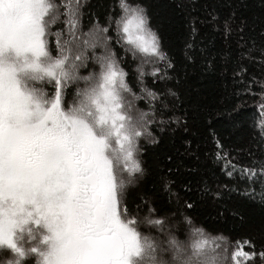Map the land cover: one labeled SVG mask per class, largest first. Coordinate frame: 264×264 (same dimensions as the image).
<instances>
[{"label": "snow or ice", "instance_id": "6c2138e0", "mask_svg": "<svg viewBox=\"0 0 264 264\" xmlns=\"http://www.w3.org/2000/svg\"><path fill=\"white\" fill-rule=\"evenodd\" d=\"M116 5L85 25L83 0H0V264H264V245L186 214L194 204L171 192L172 168L130 197L149 174L141 140L156 143L153 129L180 117L169 115L174 65L145 8ZM258 54L264 68V47ZM252 79L264 143V81ZM187 106L211 107L207 96ZM240 171L264 200V155Z\"/></svg>", "mask_w": 264, "mask_h": 264}, {"label": "trees", "instance_id": "16d2710c", "mask_svg": "<svg viewBox=\"0 0 264 264\" xmlns=\"http://www.w3.org/2000/svg\"><path fill=\"white\" fill-rule=\"evenodd\" d=\"M83 2L85 25L106 22L110 14L119 13L116 0ZM129 2L145 8L149 27L161 38L162 49L174 65L168 70L167 87L176 93L169 97L176 110L169 115L180 117L179 123L169 122L163 131L153 129L156 143L141 140V158L149 174L141 189L130 190V197L151 191L152 172L172 168L171 192L194 204L187 215L212 234L250 239L259 252L264 245V200L260 187L247 183L240 169L264 155L259 129L253 128V107L262 88L252 79L264 81L258 54L264 47V0ZM127 59H132L130 54ZM134 69L135 63L125 71ZM145 83L151 87V77ZM191 96H207L211 107L193 111L187 106ZM146 103L138 100L137 106L144 108ZM160 195L164 203L176 204V196L167 191ZM255 264H260L259 258Z\"/></svg>", "mask_w": 264, "mask_h": 264}, {"label": "rangeland", "instance_id": "374dc122", "mask_svg": "<svg viewBox=\"0 0 264 264\" xmlns=\"http://www.w3.org/2000/svg\"><path fill=\"white\" fill-rule=\"evenodd\" d=\"M45 87H47V85H45Z\"/></svg>", "mask_w": 264, "mask_h": 264}]
</instances>
